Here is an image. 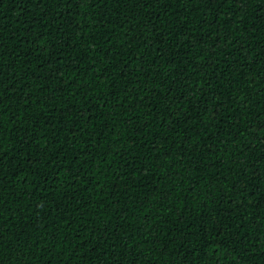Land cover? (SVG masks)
<instances>
[{"label":"trees","instance_id":"1","mask_svg":"<svg viewBox=\"0 0 264 264\" xmlns=\"http://www.w3.org/2000/svg\"><path fill=\"white\" fill-rule=\"evenodd\" d=\"M0 264H264V0H0Z\"/></svg>","mask_w":264,"mask_h":264},{"label":"snow or ice","instance_id":"2","mask_svg":"<svg viewBox=\"0 0 264 264\" xmlns=\"http://www.w3.org/2000/svg\"><path fill=\"white\" fill-rule=\"evenodd\" d=\"M0 235H2V234H0Z\"/></svg>","mask_w":264,"mask_h":264}]
</instances>
